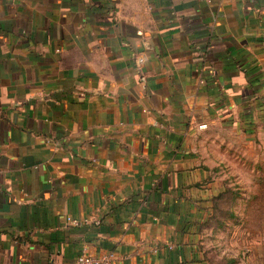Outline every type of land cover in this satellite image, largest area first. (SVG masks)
<instances>
[{
    "label": "crops",
    "instance_id": "1",
    "mask_svg": "<svg viewBox=\"0 0 264 264\" xmlns=\"http://www.w3.org/2000/svg\"><path fill=\"white\" fill-rule=\"evenodd\" d=\"M236 146L264 162V0H0V264H215Z\"/></svg>",
    "mask_w": 264,
    "mask_h": 264
},
{
    "label": "rangeland",
    "instance_id": "2",
    "mask_svg": "<svg viewBox=\"0 0 264 264\" xmlns=\"http://www.w3.org/2000/svg\"><path fill=\"white\" fill-rule=\"evenodd\" d=\"M244 149L249 152L247 158L242 155L243 148L236 146L224 152L233 161L216 166L224 189L216 214L219 220L227 216L219 230L207 238L206 249L215 264H264V162L255 146Z\"/></svg>",
    "mask_w": 264,
    "mask_h": 264
},
{
    "label": "built area",
    "instance_id": "3",
    "mask_svg": "<svg viewBox=\"0 0 264 264\" xmlns=\"http://www.w3.org/2000/svg\"><path fill=\"white\" fill-rule=\"evenodd\" d=\"M67 221L71 224L78 225L80 222L74 218H67ZM113 259V254H103L101 256H94L87 252H81L77 257L78 264H110Z\"/></svg>",
    "mask_w": 264,
    "mask_h": 264
},
{
    "label": "trees",
    "instance_id": "4",
    "mask_svg": "<svg viewBox=\"0 0 264 264\" xmlns=\"http://www.w3.org/2000/svg\"><path fill=\"white\" fill-rule=\"evenodd\" d=\"M224 193V190L223 192L221 191L218 195H216L215 197H213V201H214V207H213V216L214 218H216L217 216V211H218V198ZM216 215V216H215ZM227 216V215H226ZM226 216H223L224 218H222L221 220H219L218 218V221H219V224H221V222L226 218ZM218 217V216H217Z\"/></svg>",
    "mask_w": 264,
    "mask_h": 264
}]
</instances>
